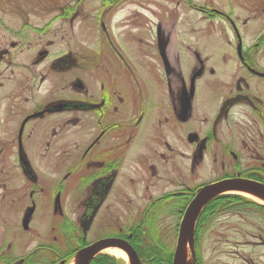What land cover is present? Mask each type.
<instances>
[{
    "label": "flooded vegetation",
    "instance_id": "1",
    "mask_svg": "<svg viewBox=\"0 0 264 264\" xmlns=\"http://www.w3.org/2000/svg\"><path fill=\"white\" fill-rule=\"evenodd\" d=\"M89 3L10 31L0 44V264H66L86 246L80 223L96 207L91 223L107 201L111 212L136 202L142 221L158 183L178 165L190 180L214 176L186 188L187 199L220 179L264 186V0L243 2L245 16L231 2L223 12L186 1L222 50L218 67L206 37L184 52L159 14L145 26L120 0H100L97 12ZM108 8L117 11L108 16ZM140 149L146 154L127 164ZM44 210L49 243L33 226Z\"/></svg>",
    "mask_w": 264,
    "mask_h": 264
},
{
    "label": "rangeland",
    "instance_id": "2",
    "mask_svg": "<svg viewBox=\"0 0 264 264\" xmlns=\"http://www.w3.org/2000/svg\"><path fill=\"white\" fill-rule=\"evenodd\" d=\"M83 1L84 0H0V44H3V42L7 43L5 41L10 37V31L14 32L24 25L28 27H42L55 17L58 12L62 11L65 6L72 7V5L82 3ZM85 1L88 3L90 2L89 6L93 7L95 12L99 10L100 0ZM186 1L187 0H120V2L123 3L121 4V11L125 13L126 11L134 10L141 13L144 17L145 26H147L149 22L154 21V19H152V13L159 14L163 29L168 31L173 26L171 42L177 43L183 50L186 49V45H188L189 42H192L195 45H200L201 43L204 44V37L207 35V32H202L205 28V21L202 20L204 17L203 14L201 15L191 12ZM188 1L196 6L213 7L225 12L229 11L227 5L231 2L234 6L233 14H238L240 16L247 15V11L243 9L242 3L248 0ZM263 6L264 5L259 4V8H262ZM116 11L115 9L113 10V8H110L108 16L109 14L112 15L116 13ZM257 12L259 14L261 13L260 10ZM69 28L70 27H67V29ZM190 28L193 30H190ZM224 31L227 32V30ZM69 34L72 33L70 32ZM205 40L214 54L213 63L218 67L219 62L216 61V58L222 50L221 48H218L216 41L207 37ZM184 52H186V50H184ZM145 154L146 150L140 149L136 151L134 155L128 157L127 164H130L136 157ZM134 161L135 160H133V162ZM157 166L158 164H156V168L158 169ZM166 166L168 167V165ZM184 167V164L182 166L178 165V171L175 173H172L168 169L166 173H172V175L166 176L167 178H163L164 181L158 183V188H155L153 191L150 202L145 204L146 208L144 205V232L142 234L143 247L148 248L154 244L160 250H156L155 252L149 250L150 254H147L146 251L144 254L142 253V257L140 258L143 264H154L155 262L160 264V262L165 261L163 259L167 257L166 254L168 252H171V255L173 256L177 239L178 225L180 222L179 213L182 208L181 200L176 199V206L178 207L173 215L170 206H168V202L172 199L169 200L168 198H165L163 207L156 206L155 199L160 196L159 193H173L176 190L179 191L185 190L186 188H194L199 184L208 182L214 178L213 175L207 176L205 173L199 172L190 180L188 170H185ZM166 173H161V175ZM141 176L144 177L145 182V175ZM146 181L147 183H151L154 180ZM143 186L145 187V183H143ZM132 197L133 196L130 195L128 198ZM135 203L136 202L130 203L128 206L126 203L125 206H119L116 211L111 212L110 209H108L107 201L103 210L98 213L96 220L91 225L86 236V242L92 243L99 238L108 237L109 234L114 233L115 231H123L128 227L130 228L137 220V214L139 213L135 211ZM151 203L156 206L154 207L156 210L153 211L154 208H149V210L146 211ZM249 203L252 202L249 201ZM249 203H243L241 205L243 211H240V209H238V211L232 209H224V211H222L220 208H214L209 212L208 217H206V214L204 215L206 220H204L203 223L208 224L205 225L204 234L200 236L199 264L200 260L202 264H264V211L252 207ZM137 206H139V203ZM127 207L132 208L127 209ZM112 215L118 217L115 219L118 220L119 223H109L110 220H114V218L111 219ZM49 221H52L51 214L44 210L41 211V223H33V226L46 236L48 243L53 236V233L50 231V223H47ZM7 225L9 227L11 226V232L15 230L14 223H7ZM61 225L62 223H55V226L58 228L57 234L59 236L64 235L65 233L60 229ZM1 230L2 228L0 229V233L2 232ZM11 232L9 233L11 234ZM26 236L30 241L34 240V232L28 233ZM33 245L34 242H31L29 246L32 247ZM21 250L23 249H19V254H23V251ZM102 254L112 256L104 251L100 252V255ZM115 258H117L122 264H127L122 258ZM187 263L192 264L190 253H188Z\"/></svg>",
    "mask_w": 264,
    "mask_h": 264
},
{
    "label": "water",
    "instance_id": "3",
    "mask_svg": "<svg viewBox=\"0 0 264 264\" xmlns=\"http://www.w3.org/2000/svg\"><path fill=\"white\" fill-rule=\"evenodd\" d=\"M230 189L242 190L264 201V186L250 181L228 179L201 188L184 211L173 252L172 264H188L186 246L191 247L195 221L202 207L213 197ZM94 213L95 211L92 212L90 218L93 217ZM89 224H81L83 232L88 229ZM106 248H117L126 254L129 264H140L139 258L130 244L117 238L101 239L81 249L76 256V264H88L95 255Z\"/></svg>",
    "mask_w": 264,
    "mask_h": 264
},
{
    "label": "trees",
    "instance_id": "4",
    "mask_svg": "<svg viewBox=\"0 0 264 264\" xmlns=\"http://www.w3.org/2000/svg\"><path fill=\"white\" fill-rule=\"evenodd\" d=\"M181 196L182 195L179 194L176 197L180 198ZM243 203H249V201H246L245 199L238 197V196H234V195H224V196H220V197L215 198L204 208L198 222L196 223V228H195V239H196L195 248H196V252H197V257H198V253L200 251V247H199L200 236H202L204 234L205 225L208 224V223H203V221L206 220L204 215L206 214V217H208L209 212L214 208H216V209L220 208V210H222V211H224V209H232L235 211H238V209H240V211H243L242 210L243 207L241 206ZM249 204L252 205V207H255L256 209H260V210L264 211L263 207H260L254 203H249ZM132 226L129 229V232L132 234L131 238H130V242H131L132 246L135 248V250L137 251L138 255H140L139 257H142V253L144 254L145 251L147 252V254H150L149 250H151L152 252H155L156 250L157 251L160 250L154 244H152L148 248L143 247V236H142V234L144 232L143 223H135ZM166 255H167V257L163 259L165 261L160 262V264H171V260H172L171 252H168ZM89 264H122V263L119 262L118 259H116L112 256L102 254V255H98L94 259H92ZM154 264H158V263L155 262ZM196 264H199L198 259L196 261ZM200 264H202L201 260H200Z\"/></svg>",
    "mask_w": 264,
    "mask_h": 264
},
{
    "label": "bare ground",
    "instance_id": "5",
    "mask_svg": "<svg viewBox=\"0 0 264 264\" xmlns=\"http://www.w3.org/2000/svg\"><path fill=\"white\" fill-rule=\"evenodd\" d=\"M253 199H254L255 201H257L258 203L264 204V201H262V200H260V199H258V198L253 197ZM103 251H104L105 253H108V254L112 255V256L122 258V259L125 260L126 263L128 264L127 257H126V255H125L124 252H122V251H120V250H118V249H114V248H108V249H105V250H103ZM70 264H75V262L72 261Z\"/></svg>",
    "mask_w": 264,
    "mask_h": 264
}]
</instances>
